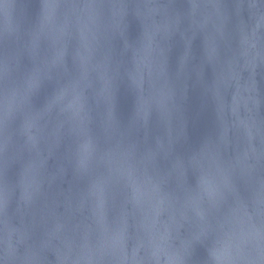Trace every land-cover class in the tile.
I'll use <instances>...</instances> for the list:
<instances>
[{
    "label": "water",
    "instance_id": "95a60500",
    "mask_svg": "<svg viewBox=\"0 0 264 264\" xmlns=\"http://www.w3.org/2000/svg\"><path fill=\"white\" fill-rule=\"evenodd\" d=\"M0 264H264V0H0Z\"/></svg>",
    "mask_w": 264,
    "mask_h": 264
}]
</instances>
